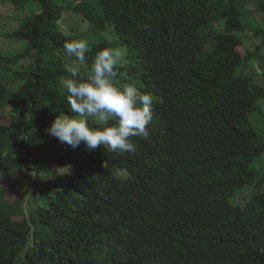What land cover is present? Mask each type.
Wrapping results in <instances>:
<instances>
[{
    "label": "trees",
    "instance_id": "trees-1",
    "mask_svg": "<svg viewBox=\"0 0 264 264\" xmlns=\"http://www.w3.org/2000/svg\"><path fill=\"white\" fill-rule=\"evenodd\" d=\"M11 2L28 15L8 36L26 42L24 50L5 55L0 46V69L12 81L4 69L0 175L34 173L41 185L67 161L69 186L54 193L43 186L28 213L0 183V264H107L93 223L109 222L114 209L85 195L106 181L120 189V205L148 204L152 182H166V203L150 209L166 216L150 225L155 264H264V24L251 30L243 18L264 14V0ZM248 31L255 42L246 48L238 33ZM72 39L87 42V64L103 48L124 49L117 85L152 95L150 133L132 138L135 153L81 143L76 158L46 133L61 112L72 114L61 84L74 64L63 49ZM87 71L78 66L81 77ZM250 186L263 191L244 198Z\"/></svg>",
    "mask_w": 264,
    "mask_h": 264
},
{
    "label": "clouds",
    "instance_id": "clouds-1",
    "mask_svg": "<svg viewBox=\"0 0 264 264\" xmlns=\"http://www.w3.org/2000/svg\"><path fill=\"white\" fill-rule=\"evenodd\" d=\"M63 49L74 61L73 66L67 69L70 77L61 80L68 93L67 102L72 114L61 112L46 133L56 138L64 151L66 146L73 148L76 158H81L84 153L79 148L81 143L88 151L103 148L115 153H135L136 145L132 138L147 139L150 133L153 98L150 93H141L133 84L117 85L118 68L124 62L126 51L119 47H106L87 64L89 47L83 39L65 42ZM79 65L87 66L85 77L79 75ZM64 163L65 167H69L67 161ZM104 166H109V160L103 161ZM65 167L57 166L54 169L56 173L46 176L41 185H35L33 194L41 195L43 186L52 193L68 187L67 182H62L63 173H68ZM114 172L120 173L117 169ZM28 174L39 182V177L34 173ZM107 185V181L101 185L93 184L85 192L91 202L106 198L114 209L109 222L93 223L99 229L98 241L106 263L155 264L157 248L154 241H148L150 225L154 215L161 216L163 220L166 216L162 212H150V209L166 203L169 193L166 182H152L153 198L148 204L124 200L120 205V189L114 186L107 189ZM32 195L27 201H21L28 213L35 206L27 205Z\"/></svg>",
    "mask_w": 264,
    "mask_h": 264
},
{
    "label": "rangeland",
    "instance_id": "rangeland-1",
    "mask_svg": "<svg viewBox=\"0 0 264 264\" xmlns=\"http://www.w3.org/2000/svg\"><path fill=\"white\" fill-rule=\"evenodd\" d=\"M13 3L11 0H0V46H2L3 53L5 55H14L16 53L22 52L26 46V42L14 43L12 39H10L9 33H13V31L17 28L19 22L28 15V13H15ZM28 10V8H26ZM247 22L246 24L249 26L251 30H254L259 24H264V14L260 12L254 13V18L250 17L249 14L244 15L243 17ZM239 35L244 37L245 47L250 44H254L255 40L250 31ZM92 38V36H91ZM251 38V39H250ZM93 39V38H92ZM257 63L249 64L247 66V74L249 76H253L257 72ZM4 66L2 65L0 69V74L4 71ZM8 69H6L5 82L9 85L12 84L11 74L8 73ZM262 109H264V99L259 103ZM0 118L1 114H0ZM0 183L3 184L4 187H7L10 192L6 194L9 200L15 201H27L29 196L33 194L35 188V178L31 174H25L23 177H17L14 179H10L5 181L3 177L0 175ZM263 191V187L259 190L255 189V186H250L244 193L241 195L246 198L248 195L252 193H259ZM236 203H244L243 201L236 200Z\"/></svg>",
    "mask_w": 264,
    "mask_h": 264
}]
</instances>
